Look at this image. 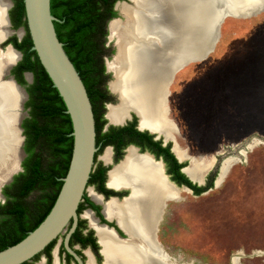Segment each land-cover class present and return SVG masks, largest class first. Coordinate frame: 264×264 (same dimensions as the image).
Wrapping results in <instances>:
<instances>
[{
  "label": "rangeland",
  "instance_id": "374dc122",
  "mask_svg": "<svg viewBox=\"0 0 264 264\" xmlns=\"http://www.w3.org/2000/svg\"><path fill=\"white\" fill-rule=\"evenodd\" d=\"M149 1L152 16L146 23L151 27L164 22L170 30L163 35L164 40L168 37L164 43L152 46L163 51L177 42L180 26L184 34L189 32L190 3ZM204 2L213 23H201V38L236 4ZM108 47H114V41ZM169 99L171 140L185 154V162L189 165L191 159V167L206 175L204 186L217 173L214 187L203 196L183 191L173 201L171 227L161 234L164 248L174 255L171 264H264V7L248 16L226 18L213 53L174 73ZM22 113L28 116L26 109ZM21 145L16 171L24 158L25 143Z\"/></svg>",
  "mask_w": 264,
  "mask_h": 264
},
{
  "label": "bare ground",
  "instance_id": "6f19581e",
  "mask_svg": "<svg viewBox=\"0 0 264 264\" xmlns=\"http://www.w3.org/2000/svg\"><path fill=\"white\" fill-rule=\"evenodd\" d=\"M133 1L141 6L143 3L145 10L152 6L149 0ZM234 1L236 4L228 6L227 14L234 17L248 16L264 7V0ZM189 3V13L192 17L189 32L184 34L180 26L177 42L170 48L165 46L163 51L152 50V46L164 43L168 39L167 37L164 40L163 37L170 33L167 23L163 22L159 26L153 24L150 27L146 23L147 20L142 17L139 20V12L135 9L128 8L126 4L118 7L129 21H133V24L139 23L137 29L139 35L147 37L150 35L151 42L150 45L131 47L130 42H127L128 39L126 40L120 32V22L116 20L110 25L111 37L113 40H119L120 49L119 61L108 64L109 70L116 76L111 89L121 98L120 105L109 108L108 118L112 123L122 124L129 118L128 112L132 110L139 114L143 128L159 132L171 140L174 127L168 117L167 97L170 94L172 77L174 73L190 63L201 61L207 52L213 53L212 42L219 35L217 24L207 33L208 36L201 38L199 27L206 21L213 23V13L204 0H189ZM9 7V3L0 2V41L9 34L6 30L5 14ZM19 58L20 55L14 50H9L5 54L0 53V98L2 100L0 106H3L0 108V183L19 169L20 146L23 141L19 119L26 96L12 81L2 82L1 80L6 68L15 64ZM174 150L180 160L186 158L177 145L174 146ZM109 156L110 151H107L103 158L108 161ZM186 172L195 181L203 178L200 168L190 167ZM164 178L159 164L154 163L147 156H138L134 149L128 151L125 161L111 173V185L118 188L128 186L133 194L123 204L113 201L106 205L105 213L109 217L118 219L124 230L131 236V241L119 242L98 228L105 264H163L158 260L161 254L160 246H157L158 243L156 244L152 237V218L160 214L161 206L166 200H175L180 195V191H176V188ZM85 217L94 224L90 213H86ZM89 264H94L92 259Z\"/></svg>",
  "mask_w": 264,
  "mask_h": 264
},
{
  "label": "trees",
  "instance_id": "16d2710c",
  "mask_svg": "<svg viewBox=\"0 0 264 264\" xmlns=\"http://www.w3.org/2000/svg\"><path fill=\"white\" fill-rule=\"evenodd\" d=\"M119 1L127 0H51L52 14L60 20L54 22L58 37L64 43L65 51L86 86L96 127L100 125L98 131H101L102 125L107 122L99 121L105 113L102 100L106 103L117 102L116 96L109 92L105 83V80L111 79V75H107L106 79L104 77V58H112L116 53L114 47H108L106 44L109 22L120 18L115 9ZM12 16L15 29L25 27L27 32L22 41L16 36L13 37L14 47L23 54V59L13 69L12 74L17 82L26 88L29 100L25 104L28 117L22 123L26 154L22 162L23 171L14 176L11 184L3 188L6 202H0V251L20 243L50 214L62 190L63 179L68 174L74 149L73 123L67 113L66 104L42 66L37 53L32 50L33 41L28 29L24 0L17 1ZM26 73L33 74L32 84L27 82ZM137 125L138 118L135 117L130 126L113 127L112 133H117L118 137L124 136L127 131L135 139L160 149L163 141H154L155 135L137 130ZM172 147L170 142L167 148H161L160 154H165L172 166L176 165L173 173H180L188 163H181L173 153ZM180 174L188 188L197 194L212 189L217 177L215 173L210 177L207 186H199L183 171ZM83 209L80 208L79 214ZM82 223L87 224L86 221ZM84 229V225L77 229L70 246L73 248L78 243L83 247L92 245L95 252L99 253L100 247L93 232L84 235ZM60 238L52 242L32 262L24 264H35L44 254L51 261L52 251ZM62 252L66 253L63 246ZM67 256L74 260L71 255Z\"/></svg>",
  "mask_w": 264,
  "mask_h": 264
},
{
  "label": "water",
  "instance_id": "95a60500",
  "mask_svg": "<svg viewBox=\"0 0 264 264\" xmlns=\"http://www.w3.org/2000/svg\"><path fill=\"white\" fill-rule=\"evenodd\" d=\"M132 4L126 3V1L117 2L115 9L118 11V7L121 4H126L128 8H133L139 12V20H146L148 16H152L151 11L145 10L144 4L138 5L137 2L129 0ZM10 7L13 6L10 2ZM25 9H26V19L28 24V29L30 36L33 41L32 50L35 51L39 57V60L49 75L50 79L53 82L54 87L58 90L60 96L63 98L66 107L67 113L70 115L73 123V138H74V149L72 160L70 163V168L67 176L63 179V187L58 196V199L51 210L50 214L44 220V222L33 232H31L24 240L20 243L7 248L6 250L0 251V264H24L26 262H32L34 258L40 255L46 250V248L55 240L64 236V246L66 251L72 255L78 264H85L82 258L76 253V251L70 246V241L75 233L78 223H79V208L80 204L83 201L85 196L89 180L95 165V156L98 151L96 145V121L93 111V106L88 95L86 86L80 76V73L77 71L73 62L69 58L67 52L64 48V43H62L58 37L54 22H60L56 17L53 16L51 11V0H24ZM134 10V11H135ZM120 16L122 15L119 12ZM123 19L117 18L110 21V25L113 21L118 20L120 22V32L126 37L127 42H130L131 47L135 46H144L150 45L151 36H140L138 33L139 23L133 24V21H129L125 15H122ZM231 15H226L218 23V32L226 18ZM6 21L11 27L9 13H6ZM138 21V20H137ZM18 34L19 38H22L26 31L22 28L18 31L9 30V34L6 35L0 43L7 40L10 36ZM219 37V35H218ZM218 37L216 36L213 39L212 47L214 48ZM125 40V41H126ZM114 41V48L116 53L112 56V59H106V66L108 71L110 62L119 61L120 59V49L118 47L119 40H113L111 37V31L108 36V45L110 42ZM14 50L20 55V58L16 61L15 64L7 67L4 71L3 76L1 77L2 82L12 81L17 85L25 94L26 100L22 105V112L25 110V103L29 100V94L22 85H20L15 77L12 75L13 68L23 59V54L17 50L12 45H9L8 51ZM212 50V49H211ZM214 50V49H213ZM211 52H207L203 59L200 61H205ZM132 60V59H131ZM113 73V72H111ZM26 80L29 84H32L34 81V76L32 73L25 74ZM115 82V74L113 73ZM110 84V90L111 89ZM112 93H114L112 91ZM115 94V93H114ZM170 94L167 97V105L170 112ZM119 102L117 104L108 105L107 118L109 113V108L112 106H118L121 104V98L118 95ZM21 112V118L19 119V129L21 131V136L23 139V146L25 143V136L23 135L24 129L22 128V123L24 121L23 113ZM28 112V111H27ZM129 118L125 119L122 124H114L110 120V124L122 126L126 124L128 120L132 118V114L136 115L138 118L139 129L142 131H149L151 134H156L158 137H164L166 142H172L173 147L172 151L176 155L174 150V141L166 138L159 132L153 131L151 129H145L141 126V119L137 112L130 110L128 112ZM28 117V116H27ZM109 119V118H108ZM175 123V121L173 120ZM175 126L178 130V126L175 123ZM23 151L21 150V155ZM143 156H147L151 161L157 163L161 166L162 174L169 182V176L166 173L165 165L162 160H155L154 156L146 153ZM26 154L24 152V158L21 157V168L16 171L9 179L0 186L1 199L0 202L5 203L6 197L3 194V188L13 182L14 176L23 171L22 162L25 159ZM177 159L181 163H185V160H180L176 155ZM123 162V161H122ZM122 162L120 164H122ZM119 164V165H120ZM118 165V166H119ZM117 166V167H118ZM191 167L190 164L183 169V172L190 178V180L198 184L199 186L205 185V176L200 181H195L192 177L187 174V169ZM217 181V180H216ZM170 183V182H169ZM176 188V185H172ZM192 191V189L188 188ZM131 190V196H132ZM130 196V198H131ZM72 224V226H71ZM71 226V227H70ZM70 227V229H69ZM99 244L101 241L99 239ZM103 254V249L101 250ZM44 264L46 260L42 258ZM55 264V263H54Z\"/></svg>",
  "mask_w": 264,
  "mask_h": 264
},
{
  "label": "flooded vegetation",
  "instance_id": "af4514ba",
  "mask_svg": "<svg viewBox=\"0 0 264 264\" xmlns=\"http://www.w3.org/2000/svg\"><path fill=\"white\" fill-rule=\"evenodd\" d=\"M17 1L19 0H0V2H5V3H12L13 6L8 10H6L5 14L9 13L10 17V23L11 27H9L7 21H6V30L9 32V30H16L18 31L19 29H24L26 31L25 27H19L15 29L14 23H13V16L12 12L13 9L17 5ZM110 24V22H109ZM109 24H108V29H109ZM27 33V32H26ZM26 35V34H25ZM25 35L22 38H19L18 34L10 36L7 40L3 41L0 43V53L5 54L8 52V47L9 45L13 44V37H17L19 41H22L25 37ZM107 46L108 41H107ZM106 59H110L109 57L104 58L105 66H106ZM19 63V62H18ZM18 65V64H17ZM16 65V66H17ZM15 66V67H16ZM14 67V68H15ZM13 68V69H14ZM13 71V70H12ZM111 72L108 71L107 66H106V71L104 73V77L106 79L107 75H109ZM13 75V74H12ZM111 75V74H110ZM14 76V75H13ZM26 78V77H25ZM113 75H111V79L105 80L106 85L108 86L109 92L112 94V91L110 90V84L113 81L112 80ZM113 95V94H112ZM103 105L105 106V113L103 117L101 116V120L99 118L100 123L104 120L107 122L104 123L101 127V131H98V127H96V145L98 148V151L95 156V165L93 172L91 174V178L88 183V187L85 193V196L82 201V205L80 204V208H84L82 212L79 214V223L77 226V229H80L83 225L85 226V229L83 230L84 235H88L90 232H93V236L97 241L98 246L100 247L99 253H96L95 250L93 249L94 246L89 245L87 247H83L82 244L78 243L73 247V249L76 251V253L82 258L85 264H89V261L92 259L94 264H105V257L104 254L101 253L102 245L99 244V235H98V228H101L104 230L106 233L111 235L114 239H116L119 242H124L128 243L131 241V236L124 230L120 222L118 221L117 218L115 217H109L105 213V207L111 202H116L117 204H123L126 200L130 199L131 196V188L128 186H123V187H115L111 185V173L116 169V167L123 161H125L128 151L130 149H134L136 151V154L138 156H143L146 153L151 154L154 156L155 160H162L166 173L169 176V184L170 185H176V191H180V195L182 194L183 191H190L187 189L188 185L184 181V178L181 176V172L183 170H180V173H173L174 169L176 168V165L172 166L170 159L166 157L165 154H160L161 148H167L168 144L170 143L169 141L166 142L164 137H158V135H155L154 141L158 142L160 140L163 141L161 144L160 149H157L156 147L143 142L139 139H135L134 137L130 136L129 133L126 131L124 133V136H118L117 133H112L113 127H128L135 121L136 115H132V118L126 122V124L122 126H117V125H112L110 124L109 119L107 118V112H108V105L110 104H117L118 102H110L102 100ZM26 104V103H25ZM170 106V115L173 110V105L172 101L169 102ZM26 109V108H25ZM27 111V110H26ZM109 115V113H108ZM97 120V125L98 122ZM137 130L141 132H145L139 129V123L137 125ZM149 132V131H148ZM150 133V132H149ZM172 143V142H171ZM173 144V143H172ZM110 151V156L108 161H106L103 157L105 156L106 152ZM177 154V153H176ZM122 162V163H123ZM184 173V172H183ZM165 180V178H164ZM168 184V185H169ZM174 189V188H173ZM195 197H201L205 193H200L197 194L194 190L190 191ZM180 199V196H179ZM173 199H168L165 201L164 205L161 206L160 209V214L154 218H152V237L154 242L157 244V246L161 250V254L158 256V260L162 262L163 264H171V261L174 259V255L172 252L166 251L164 247V239L161 236L163 231H166L168 228L171 227L172 224V218L174 216V213L171 212V207L173 203ZM79 208V210H80ZM171 210V211H170ZM79 213V212H78ZM86 213H90L92 219L94 220V224L91 223V220L89 218H86L85 215ZM168 213L170 214V218H167ZM167 218V220H166ZM82 221H86L87 224H83ZM72 226V224H71ZM70 226V227H71ZM163 226H165V229H163ZM69 227V229H70ZM76 229V231H77ZM75 231V233H76ZM74 233V234H75ZM73 234V235H74ZM72 239V238H71ZM139 241V238H137ZM62 246H64V236H61L59 239L56 247L52 251V257L51 261H49L48 257L44 254L41 256L40 261H37L35 264H38L42 261V258L46 260L45 264H58V259H59V264H78L77 261L75 260H70L67 256L69 254L67 251L66 253L62 252ZM66 250V249H65ZM78 251L80 253H78ZM57 252V254H55ZM70 255V254H69ZM58 256V258H57ZM43 264V263H40ZM145 264V263H143ZM173 264V263H172ZM175 264V263H174Z\"/></svg>",
  "mask_w": 264,
  "mask_h": 264
}]
</instances>
